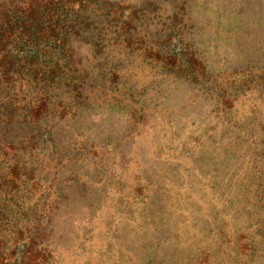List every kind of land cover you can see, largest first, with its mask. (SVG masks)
Listing matches in <instances>:
<instances>
[{"label": "trees", "instance_id": "16d2710c", "mask_svg": "<svg viewBox=\"0 0 264 264\" xmlns=\"http://www.w3.org/2000/svg\"><path fill=\"white\" fill-rule=\"evenodd\" d=\"M232 1L0 0V264H264V64L214 66Z\"/></svg>", "mask_w": 264, "mask_h": 264}, {"label": "rangeland", "instance_id": "374dc122", "mask_svg": "<svg viewBox=\"0 0 264 264\" xmlns=\"http://www.w3.org/2000/svg\"><path fill=\"white\" fill-rule=\"evenodd\" d=\"M112 1H122L124 3H130L139 5L143 0H112ZM223 9H219L220 13L216 15H221L226 17L222 19L220 25L223 26L222 31L218 35V39L215 40L214 47V58L218 63L215 64V68H221L222 70L228 68H244L246 66H251L252 64H264V17H260V21L251 15V9L257 10V8L262 9L264 13V4L260 6L258 2H251V0H234L228 4H222ZM243 8L244 11L241 13L239 9ZM210 10V9H209ZM231 10L230 17L228 16V11ZM207 13V12H205ZM264 16V15H263ZM258 21V22H256ZM207 21H206V24ZM210 32H206L203 35L205 39L211 40L213 35ZM214 40V39H212ZM88 120V123L85 121ZM94 120L91 117L78 118L76 121H70V125L81 127L92 126ZM98 122V121H97ZM106 131L103 129L102 132L108 135L114 136L122 132L129 124L126 118L122 116L115 115L107 117L102 121ZM71 126L61 125L54 129L55 142L59 148H65L70 145L71 141H74L75 137L73 135V130ZM84 128V129H85ZM99 130H101L99 128ZM71 196L70 206L66 209L67 216L61 220L58 227H55V233H63L67 230H74L76 227V222L81 220L85 213V209H80L83 203L80 200V196L76 190L70 189L68 191ZM82 200V197H81ZM67 220V221H66ZM93 226L95 224L93 223ZM69 234V233H68ZM74 235L72 232L71 235ZM96 241V240H95ZM95 241L93 242L95 245ZM227 264V263H226Z\"/></svg>", "mask_w": 264, "mask_h": 264}]
</instances>
